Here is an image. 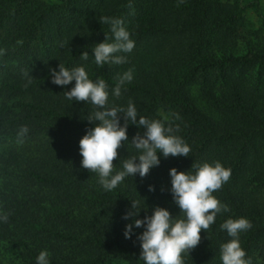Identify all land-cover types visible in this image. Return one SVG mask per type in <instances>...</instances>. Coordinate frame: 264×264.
<instances>
[{"label":"trees","instance_id":"trees-1","mask_svg":"<svg viewBox=\"0 0 264 264\" xmlns=\"http://www.w3.org/2000/svg\"><path fill=\"white\" fill-rule=\"evenodd\" d=\"M251 7L244 0H0V215L9 217L0 222V264H36L44 250L49 264H144L137 240L144 229L123 235L131 202L141 209L137 219L157 206L182 218L169 169L194 173L192 164L215 162L231 170L213 193L229 211L201 230L184 264H222L220 247L232 237L220 225L241 217L252 225L238 237L245 259L264 264V28L249 27ZM101 17L122 20L134 41L131 52L117 53L126 63L95 64V45L114 42ZM59 64L103 79L109 107L132 101L137 119L178 126L173 134L189 156L158 153L144 178L137 173L105 191L79 154L94 108L65 97L74 81L51 82ZM129 69L133 79L116 98L112 90ZM22 126L28 132L18 143ZM143 131L128 125L113 174L139 155L130 142Z\"/></svg>","mask_w":264,"mask_h":264},{"label":"clouds","instance_id":"clouds-1","mask_svg":"<svg viewBox=\"0 0 264 264\" xmlns=\"http://www.w3.org/2000/svg\"><path fill=\"white\" fill-rule=\"evenodd\" d=\"M182 2V0H181ZM131 7V4H129ZM100 23L110 24L114 42L98 43L92 49L94 61L98 67L104 65H120L127 62L126 57L117 53H129L135 47L130 39V34L123 26V21L110 17H101ZM62 46V45H61ZM0 54H4L0 50ZM88 52L81 53L80 58L87 60ZM59 70L50 69L51 82L66 86L74 81V86L64 92L68 100L90 103L94 111L86 117L94 126L87 129L86 134L79 140V154L82 157L81 167L89 172L98 174V183L105 191L115 189L126 177L139 174L144 178L154 166L159 165L158 153L163 157L168 156L188 157L190 147L173 133L179 127H165L164 122L158 119H148L143 116L137 119V109L132 101L127 107L108 106V85L103 79L93 81L89 78L83 66L71 70L59 64ZM28 75V73H26ZM133 79L132 70L129 69L118 77L112 90V95L119 98L121 89ZM30 82V81H29ZM124 120L123 125L120 119ZM179 119V117H176ZM129 124L143 128V134L137 132L131 139V146L139 155L127 158L122 163V170L114 171V161L118 159V149L124 147V142L129 141L127 127ZM28 128L22 126L17 133L18 143H23V137ZM194 173L169 169L172 202L178 206L183 216L174 218L168 210L154 207L152 214L137 219L141 209L138 204L131 202V209L122 217L131 218L132 223L125 225L124 237L130 239L133 227L143 228L137 236L140 242V259L144 264H184L183 254L194 250L200 243L201 230L207 231L215 223L218 213L227 212L229 208L222 204L213 193L220 190L231 177V170L222 166L220 162L214 164H192ZM149 191H154L149 186ZM146 210V208H145ZM8 215H0V222L7 223ZM252 227L246 218L227 219L221 225L226 230L231 240L220 247L222 264H251L245 259L246 252L239 242V234ZM49 253L44 250L36 257V264H49Z\"/></svg>","mask_w":264,"mask_h":264},{"label":"rangeland","instance_id":"rangeland-1","mask_svg":"<svg viewBox=\"0 0 264 264\" xmlns=\"http://www.w3.org/2000/svg\"><path fill=\"white\" fill-rule=\"evenodd\" d=\"M49 3H57L58 0H43ZM251 4L247 10V22L249 27L254 29L264 28V0H244ZM258 8L257 10L255 8Z\"/></svg>","mask_w":264,"mask_h":264}]
</instances>
